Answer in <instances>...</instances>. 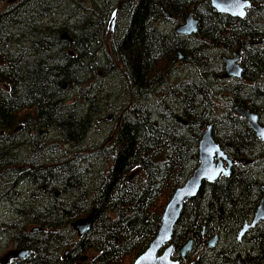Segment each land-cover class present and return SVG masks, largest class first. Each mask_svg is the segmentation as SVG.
I'll return each instance as SVG.
<instances>
[{"label": "trees", "instance_id": "trees-1", "mask_svg": "<svg viewBox=\"0 0 264 264\" xmlns=\"http://www.w3.org/2000/svg\"><path fill=\"white\" fill-rule=\"evenodd\" d=\"M246 1L242 20L208 0H19L1 10L0 204L10 193L15 203L0 234L28 252L24 264H131L197 166L208 126L234 165L184 204L172 260L264 264V224L237 240L264 186V144L233 113L264 126V0ZM189 15L196 33L175 35ZM236 51L241 78L221 80V57ZM91 212L77 238L71 223Z\"/></svg>", "mask_w": 264, "mask_h": 264}, {"label": "water", "instance_id": "water-1", "mask_svg": "<svg viewBox=\"0 0 264 264\" xmlns=\"http://www.w3.org/2000/svg\"><path fill=\"white\" fill-rule=\"evenodd\" d=\"M11 1V0H10ZM8 1V4L10 3ZM210 7L218 14L228 16L233 19L242 20L246 16V11L250 8V3L246 0H208ZM197 31V21L192 15L186 17L184 22L177 26L173 33L177 36L188 37ZM264 44V40L261 42ZM178 60H181L177 53ZM223 74L221 80L240 79L242 70L238 64V52H233L229 57L220 59ZM235 116L243 119L254 136L264 144V127L258 122L257 116L240 108L234 107ZM242 160L239 161L241 163ZM250 164L249 160L244 161ZM234 163L227 159L225 154L214 142L211 134V127H206L197 144V166L180 187H177L165 204L158 230L145 248V250L131 264H177L172 260L173 246L170 244L173 230L179 220L181 211L185 203L191 201L198 194L202 184H211L219 177H227ZM260 202L249 222H245L237 235L240 239L258 224H264V186L261 187ZM93 212L89 215L71 223L70 228L77 238L83 237L89 230L92 223ZM39 229H32L38 231ZM216 237L206 242L208 248H213ZM192 241L187 240L179 249L178 255L182 260H186L191 250ZM16 257V255H12ZM237 264H246L241 256L236 259Z\"/></svg>", "mask_w": 264, "mask_h": 264}, {"label": "flooded vegetation", "instance_id": "flooded-vegetation-1", "mask_svg": "<svg viewBox=\"0 0 264 264\" xmlns=\"http://www.w3.org/2000/svg\"><path fill=\"white\" fill-rule=\"evenodd\" d=\"M250 7H251V5H250ZM261 42H260V44L261 45H264ZM227 57H229V56H227ZM238 64H239V67L242 70L241 63H240L239 53H238ZM227 80H231V79H227ZM227 80H224V81H227ZM232 80H236V79H232ZM258 122H259V120H258ZM22 169H24V168H21V170ZM18 170H20V169H18ZM21 174H22V171H21ZM12 185L14 187V183H12ZM23 187H25V186L23 184L21 185V180H20V182L18 184V189L15 190V191H17V193L20 194L21 193V189ZM14 199H15L14 194L10 193L7 196V201L5 203H1L0 204V220H1L0 223L1 224H5V222L11 220L10 216L7 214V209H8V206L9 205H12V203L14 202ZM22 232L23 233H21V238L24 237V235H26L25 234L26 233L25 229H23ZM11 238L12 237L8 233H6V232H3L2 234H0V264H24V261L28 258L29 254H28L27 251L21 249L18 246V243L15 244L14 242H12L11 241ZM21 240H23V238ZM8 243L11 244V248L10 249H6V250H2L3 244H6V246H7ZM12 255H16V257H13Z\"/></svg>", "mask_w": 264, "mask_h": 264}, {"label": "rangeland", "instance_id": "rangeland-1", "mask_svg": "<svg viewBox=\"0 0 264 264\" xmlns=\"http://www.w3.org/2000/svg\"><path fill=\"white\" fill-rule=\"evenodd\" d=\"M10 1V0H9ZM19 0H11L10 1V3L9 4H15V3H17ZM8 5V2H4V3H1L0 4V11L5 7V6H7ZM110 125V124H109ZM105 129H107V127H106V125L105 124H100V126H99V128H98V131H104ZM100 136V134H98V133H94V134H91L90 136H89V140H95V141H98L99 140V137ZM11 248V244L10 243H8V245L6 246V244H3V248H2V250H6V249H10Z\"/></svg>", "mask_w": 264, "mask_h": 264}, {"label": "bare ground", "instance_id": "bare-ground-1", "mask_svg": "<svg viewBox=\"0 0 264 264\" xmlns=\"http://www.w3.org/2000/svg\"><path fill=\"white\" fill-rule=\"evenodd\" d=\"M0 12H1V11H0ZM257 119H258V118H257ZM260 124H261V126H263L262 123H260ZM263 127H264V126H263Z\"/></svg>", "mask_w": 264, "mask_h": 264}]
</instances>
